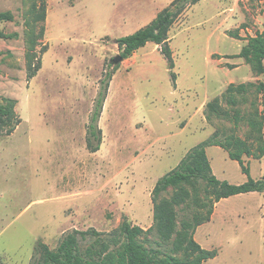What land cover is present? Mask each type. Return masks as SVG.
Returning <instances> with one entry per match:
<instances>
[{
  "label": "rangeland",
  "instance_id": "374dc122",
  "mask_svg": "<svg viewBox=\"0 0 264 264\" xmlns=\"http://www.w3.org/2000/svg\"><path fill=\"white\" fill-rule=\"evenodd\" d=\"M171 1L0 0V96L16 100L21 119L13 133L0 135V264H29L39 242L54 249L75 229L111 232L123 220L147 229L156 181L214 135L244 139L252 150L244 165L253 179L264 177V128L249 124L264 121V92L256 89L264 72L237 56L248 36L264 34V0L189 7L168 34L174 79L152 42L116 64L98 121L100 148L87 150L100 79L121 54L115 40ZM41 5L45 18L35 20ZM231 83L253 84L234 105L222 99ZM214 99L219 111L210 112L206 104ZM205 150L217 178L247 180L226 149ZM170 197L171 191L159 200ZM193 237L215 252L204 264H264V191L215 202ZM161 245L151 244L170 246Z\"/></svg>",
  "mask_w": 264,
  "mask_h": 264
},
{
  "label": "trees",
  "instance_id": "16d2710c",
  "mask_svg": "<svg viewBox=\"0 0 264 264\" xmlns=\"http://www.w3.org/2000/svg\"><path fill=\"white\" fill-rule=\"evenodd\" d=\"M199 0H172L161 9L145 26L131 34L115 40L121 50L123 60L129 58L146 43L152 42L167 60L171 72L174 67L172 51L169 46V31L174 22ZM32 12L35 11L33 6ZM45 5H41L35 13V20H44ZM250 65L256 74L264 72V34L256 32L246 38L245 44L237 54ZM118 65H109L99 82V89L86 128V148L96 152L101 144V129L98 121L102 112L109 82ZM39 69V63L28 68L27 77L31 78ZM252 83L229 84L222 94L228 104L237 103ZM259 92H264V84L256 85ZM16 100L0 96V135L13 133L21 119L14 113ZM210 112H217L218 100L207 102ZM264 113V101L262 103ZM249 124L257 131H262L264 121L249 120ZM220 146L228 151L231 160L237 161L242 172L247 176L243 183L232 184L220 180L212 172L205 147ZM261 152L264 148H261ZM252 150L244 139L228 136L223 141L216 136L191 148L179 161L177 166L161 176L152 189L154 202L153 224L147 229L123 220L117 230L100 232L94 228L73 230L66 234L56 248L51 249L43 242L36 245L35 255L29 264H204L215 256L214 251L202 248L194 239V231L209 220L213 212V204L230 196L263 192L264 177L253 179L249 169L244 165L243 156H249ZM199 183H203L204 195L199 194ZM171 191L169 200H159L161 195ZM183 217L178 220V215ZM189 215V216H188ZM157 235V241L151 236ZM86 242L82 247V242ZM157 243H169L167 251L151 246Z\"/></svg>",
  "mask_w": 264,
  "mask_h": 264
},
{
  "label": "water",
  "instance_id": "95a60500",
  "mask_svg": "<svg viewBox=\"0 0 264 264\" xmlns=\"http://www.w3.org/2000/svg\"><path fill=\"white\" fill-rule=\"evenodd\" d=\"M123 59L121 56H116L112 59V62L114 65L118 64L119 62H121Z\"/></svg>",
  "mask_w": 264,
  "mask_h": 264
}]
</instances>
